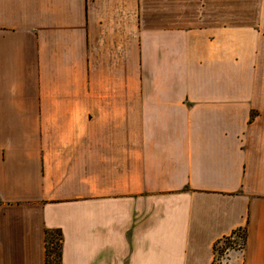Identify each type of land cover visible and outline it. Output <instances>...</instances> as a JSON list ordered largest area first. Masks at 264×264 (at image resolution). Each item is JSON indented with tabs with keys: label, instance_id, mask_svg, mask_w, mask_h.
<instances>
[{
	"label": "crops",
	"instance_id": "1",
	"mask_svg": "<svg viewBox=\"0 0 264 264\" xmlns=\"http://www.w3.org/2000/svg\"><path fill=\"white\" fill-rule=\"evenodd\" d=\"M58 233L60 264H264V0H0V264Z\"/></svg>",
	"mask_w": 264,
	"mask_h": 264
},
{
	"label": "trees",
	"instance_id": "2",
	"mask_svg": "<svg viewBox=\"0 0 264 264\" xmlns=\"http://www.w3.org/2000/svg\"><path fill=\"white\" fill-rule=\"evenodd\" d=\"M239 231H237L233 236H235ZM233 237H229V238H224L222 241H220L219 244H224L225 246L222 247L221 245H215V252L216 253H222L224 251H226L227 248H231V239ZM243 242L245 241V236L243 233V238H242ZM245 243V242H244ZM50 244L48 243L47 245V249H46V261L47 264H60V259H61V234L58 233L57 236H54V238H52V240H50ZM243 246V245H242Z\"/></svg>",
	"mask_w": 264,
	"mask_h": 264
},
{
	"label": "rangeland",
	"instance_id": "3",
	"mask_svg": "<svg viewBox=\"0 0 264 264\" xmlns=\"http://www.w3.org/2000/svg\"><path fill=\"white\" fill-rule=\"evenodd\" d=\"M243 232L242 231H239L235 236L234 238H232L230 241L232 242L230 245L232 248H236V249H240L242 248V245H243ZM222 247H224L225 245L224 244H220ZM219 245V246H220ZM231 248H227L226 251L222 252V253H217V262H219L226 254V252L228 250H230Z\"/></svg>",
	"mask_w": 264,
	"mask_h": 264
},
{
	"label": "built area",
	"instance_id": "4",
	"mask_svg": "<svg viewBox=\"0 0 264 264\" xmlns=\"http://www.w3.org/2000/svg\"><path fill=\"white\" fill-rule=\"evenodd\" d=\"M221 261H223V258L219 262L221 263Z\"/></svg>",
	"mask_w": 264,
	"mask_h": 264
}]
</instances>
